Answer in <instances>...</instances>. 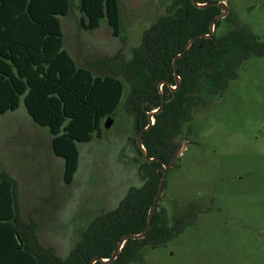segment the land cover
Here are the masks:
<instances>
[{
	"label": "rangeland",
	"instance_id": "1",
	"mask_svg": "<svg viewBox=\"0 0 264 264\" xmlns=\"http://www.w3.org/2000/svg\"><path fill=\"white\" fill-rule=\"evenodd\" d=\"M121 31L113 36L103 20L93 30L79 24V0L61 16L63 47L94 74H116L124 98L102 136L77 143L79 160L70 184L63 159L54 155L48 129L35 124L22 102L0 114V174L15 184L20 220L33 223L38 245L65 259L96 215H107L143 176L134 120L125 112L129 85L109 60L128 61L142 34L173 0H118ZM225 1L237 23L264 42V0ZM235 26L220 19L215 35ZM182 152L169 168L158 200L168 225L195 205L192 224L163 245L140 250L126 264H264V56L245 60L221 97L200 109L175 140ZM163 169V167L161 168Z\"/></svg>",
	"mask_w": 264,
	"mask_h": 264
},
{
	"label": "trees",
	"instance_id": "2",
	"mask_svg": "<svg viewBox=\"0 0 264 264\" xmlns=\"http://www.w3.org/2000/svg\"><path fill=\"white\" fill-rule=\"evenodd\" d=\"M69 8V0H0V114L15 110L22 102L32 121L48 129L51 150L64 162L65 184L72 182L77 170V143L100 138L103 120L113 118L124 98V82L116 74H94L77 65L63 47L60 17ZM79 11L82 29H96L104 20L113 36L120 34L118 0H79ZM220 12L214 4L201 8L191 0H173L166 13L143 32L128 61L109 60L129 85L124 110L133 117L137 132L148 124L147 113L159 107L163 94L162 110L142 134V144L151 157L169 161L175 140L193 111L221 97L245 60L264 56V42L228 12L225 18L235 26L217 37L218 20L212 37L197 38L177 59L180 85L171 89L176 85L174 56L191 37L208 33L210 21ZM161 168L160 162L142 160L145 182L139 188L131 187L113 211L93 217L62 260L38 245L33 223L25 224L18 216L14 181L0 174V264H87L94 256L109 257L118 239L146 226ZM197 212L191 204L169 226L157 203L145 237L128 239L110 264L140 261L142 247L163 245L192 224Z\"/></svg>",
	"mask_w": 264,
	"mask_h": 264
},
{
	"label": "water",
	"instance_id": "3",
	"mask_svg": "<svg viewBox=\"0 0 264 264\" xmlns=\"http://www.w3.org/2000/svg\"><path fill=\"white\" fill-rule=\"evenodd\" d=\"M192 4L196 7H206L208 5H211V4H214L216 5L219 9H220V14H218L217 16H215L209 23V32L206 33V34H199V35H195L193 37H191L187 43L185 44L184 48L182 49V51H180L179 53H177L173 60H172V65H173V75H174V78L176 80V86L175 87H171V89H175L177 88L179 85H180V80H179V76L177 74V69H176V61L179 57H181L188 49L189 47L191 46V44L199 37H206V38H210L212 37L213 33H214V29H215V25H216V22L225 17L228 13V7L226 5V2L225 1H207V2H197L196 0H191ZM163 82H161L159 84V87L160 85L162 84ZM161 94V102H160V105L157 109H154V110H151L147 113V117H148V124L147 126H145L143 129L139 130L138 133H137V136H136V145L139 149V152L141 154V157L143 160L147 161V162H153V161H157V162H160L161 165L163 166V171H162V174L160 176V180H159V184H158V188H157V191H156V194L153 198V201L148 209V212H147V218H146V226L144 227V229L142 231H140L139 233H127L125 235H123L120 239L117 240L116 242V245L111 253V255L107 258H103L101 256H94L92 257L89 262L87 264H94L95 262L99 261L101 263H104V264H110L112 263L117 255H118V252L120 251V249L122 248V246L124 245V243L128 240V239H140V238H143L145 237V235L147 234L148 230L151 228V225H152V217H153V213L156 209V206H157V203H158V200L160 198V195H161V192H162V188H163V185H164V182H165V178H166V174L169 170V168L173 165V163L175 162V160L178 158V156L180 155V153L182 152V145H183V142L180 141L179 144L176 146L172 156H171V159L169 161H165L163 160L162 158H159V157H151L147 154V151L144 147V145L142 144V134L144 132V130H147L150 125L152 124V121H153V116L154 114H156L157 112L161 111L163 106H164V98H163V94L162 92H160ZM112 123V118L110 116H107L105 118V127L108 128L109 125Z\"/></svg>",
	"mask_w": 264,
	"mask_h": 264
},
{
	"label": "flooded vegetation",
	"instance_id": "4",
	"mask_svg": "<svg viewBox=\"0 0 264 264\" xmlns=\"http://www.w3.org/2000/svg\"><path fill=\"white\" fill-rule=\"evenodd\" d=\"M228 14V13H227ZM226 17V16H225ZM224 18V17H223ZM222 19V18H221ZM220 20V19H219ZM176 85H172L171 87L173 88V87H175ZM160 87H161V85H160ZM176 89V88H175ZM165 102V101H164ZM158 107H155V108H153V109H151V110H154V109H157ZM150 110V111H151ZM160 112V111H159ZM158 113V112H157ZM148 118V117H147ZM190 122V121H189ZM152 124H153V121H152ZM147 126V125H146ZM183 129V128H182ZM138 133V132H137ZM137 136V135H136ZM136 139V138H135ZM138 151V150H137ZM139 152V151H138ZM142 158V157H141ZM171 159V158H170ZM143 160V159H142ZM143 161H145V160H143ZM145 162H147V161H145ZM163 167V166H162ZM172 167V166H171ZM163 171V170H162ZM162 174V173H161ZM70 184V183H69Z\"/></svg>",
	"mask_w": 264,
	"mask_h": 264
}]
</instances>
